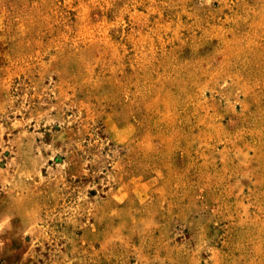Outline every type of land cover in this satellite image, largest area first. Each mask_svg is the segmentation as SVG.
I'll use <instances>...</instances> for the list:
<instances>
[{
	"label": "rangeland",
	"instance_id": "374dc122",
	"mask_svg": "<svg viewBox=\"0 0 264 264\" xmlns=\"http://www.w3.org/2000/svg\"><path fill=\"white\" fill-rule=\"evenodd\" d=\"M0 264H264V0H0Z\"/></svg>",
	"mask_w": 264,
	"mask_h": 264
}]
</instances>
